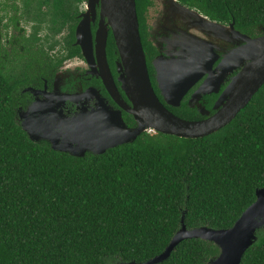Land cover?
I'll use <instances>...</instances> for the list:
<instances>
[{"label": "trees", "instance_id": "obj_1", "mask_svg": "<svg viewBox=\"0 0 264 264\" xmlns=\"http://www.w3.org/2000/svg\"><path fill=\"white\" fill-rule=\"evenodd\" d=\"M82 1L0 2V264L144 262L164 251L183 216L188 228H229L264 187V85L230 123L203 137L146 131L82 157L29 137L17 119L30 99L23 89L42 87L80 54ZM179 1L213 20H235L250 35L264 26V0ZM115 51L111 35L113 69ZM170 109L199 117L186 106ZM218 254L214 242L191 238L157 264H208ZM242 264H264V228Z\"/></svg>", "mask_w": 264, "mask_h": 264}, {"label": "water", "instance_id": "obj_2", "mask_svg": "<svg viewBox=\"0 0 264 264\" xmlns=\"http://www.w3.org/2000/svg\"><path fill=\"white\" fill-rule=\"evenodd\" d=\"M171 4L172 10L179 11L185 17L187 28L182 29L185 36L182 39L186 51L178 53L170 62L161 61L162 66L157 64L160 93L168 105L178 107L190 89L207 75L188 99V106L205 115L209 112L205 110V104L199 102L200 97L205 93H218L214 114L200 120L186 119L175 114L160 99L148 70L136 0H87V9L76 30L77 44L81 46L88 66L103 80L117 104L134 116L137 125L129 127L123 120L121 110H114L101 98V105L96 110L83 109L73 116L65 114L63 106L67 100L82 101L93 94L95 88L89 87L85 92L80 89L69 92L66 89L67 79H60L64 71H60L53 91L32 87L25 89L36 95V100L27 109L21 108L17 112L18 122L29 137L36 142L47 141L53 150L82 157L88 152L102 154L110 148L132 142L150 129L179 137L197 138L230 123L264 85V33L252 37L239 31L235 20L226 24L176 0H171ZM98 7L100 18L94 41L92 24L96 22ZM110 30L119 53L116 61L117 81L130 103L124 100L108 61ZM75 59L65 61L62 70L73 68ZM217 60V69H213ZM238 69L222 89L228 74ZM41 93L43 98L40 97ZM262 228L264 187L257 189L256 200L233 226L221 229L208 226L188 228L183 216L182 226L163 252L144 262L122 264L163 262L181 241L191 238L209 240L218 246L219 254L208 264H242L243 255L255 243L257 231Z\"/></svg>", "mask_w": 264, "mask_h": 264}, {"label": "flooded vegetation", "instance_id": "obj_3", "mask_svg": "<svg viewBox=\"0 0 264 264\" xmlns=\"http://www.w3.org/2000/svg\"><path fill=\"white\" fill-rule=\"evenodd\" d=\"M178 3H181L183 5H186L182 3L179 0H176ZM0 2H3V0H0ZM13 1H9L10 5ZM86 2L87 0H83L80 10V20L82 19V14L86 11ZM137 3V13H138V18H139V29H140V35H141V40L143 43L144 51L146 54V60H147V65H148V70L150 73V77L153 83V86L158 93L160 99L166 104V106L170 109V107H175V106H170L168 105L163 96L160 93L159 87H158V82H157V64L159 63L160 66H162V62L169 61L170 59H173V57H176L178 53L183 51L185 53V47L183 46V39L182 37H185L182 34V29L187 28V24L184 22L185 17L183 14H180L179 11H174L172 10L171 5V0H136ZM188 6V5H186ZM190 8V6H188ZM9 11H11V8H8ZM98 10V16L96 18V22L92 24V30L94 34V41H95V35L96 31L98 28V22H99V12H100V7L97 8ZM201 14H203L201 11H199ZM205 15V14H203ZM172 20V22H171ZM5 22H8L10 24L9 19H5ZM79 24V23H78ZM21 25V23H20ZM78 26V25H77ZM236 26V25H235ZM13 31L14 27L9 26ZM264 26H260L259 30L256 32L255 35H250L245 33L249 36L252 37H257L260 36L264 33L263 28ZM77 30V27H76ZM239 30V29H238ZM240 31V30H239ZM113 36L112 30L109 32V38L110 36ZM75 36H76V31H75ZM108 38V42H109ZM115 41V39H114ZM75 44H77V36L75 40ZM116 44V42H115ZM80 54H76L74 56H71L67 58L65 61L69 59L76 58L74 60L73 68L69 67L66 70H62V66L64 65L65 61L59 66L55 76L53 79L50 81L46 78H44V83L42 87H35V86H28L32 87L34 89H39L41 91L47 90L48 92L53 91L55 89V81L57 78V74L60 71H64L63 73L60 74V79L65 78L66 80V89L69 92L76 91L78 89L83 90L84 92L89 88V87H94L95 90L93 91V94H90L87 97H84L82 101L75 102L71 100H67L65 105L63 106V111L65 114L68 116H73L76 113L82 111L83 109H86L88 111H93L98 108L100 98L105 100L114 110H121V114L123 117V120L129 127H135L137 125V122L132 114H130L128 111L123 109L120 105L117 104V102L111 97L110 93L108 92L107 88L105 87L103 80L98 77L94 72L92 67L87 64L86 57L83 54L82 48L80 45ZM115 53L118 55L117 58L115 59V69L112 68L109 57L108 61L110 64V67L112 69V73L114 78L117 81L118 78V72L116 69V61L119 58V53L116 45V51ZM107 56H108V46H107ZM82 62L83 65H77V63ZM219 60H217L214 65L213 69H217ZM164 66V65H163ZM239 71L235 70L231 73L228 74V79L225 81L222 89H224L232 77ZM207 77V75H204V77L194 86L190 89L188 94L184 97L182 100V103L179 107L181 106H186L188 108H191L188 106V99L191 97L193 92L198 89L200 84L203 82V80ZM154 78V81H153ZM117 84L120 88L121 94L127 102L130 103L129 99L123 92L119 82L117 81ZM26 87V88H28ZM158 88V91L156 89ZM24 88L23 91L29 92L30 93V99L26 103L25 106H20L17 112L22 108V109H27V107L36 100V95L31 92V91H26ZM97 92V93H96ZM219 94L218 93H205L202 94L200 97L199 102H203L205 104V110L209 113L203 115L201 114L198 110L195 108H191L197 112L199 117L194 118L193 120H200V119H205L209 115H212L216 112V109H214V105L218 99ZM40 97L43 98L44 95L41 93ZM184 103V104H183ZM171 110V109H170ZM19 118V117H18ZM152 130V129H150ZM148 130V131H150ZM154 131V130H153ZM47 142V141H45ZM48 143V142H47ZM49 144V143H48Z\"/></svg>", "mask_w": 264, "mask_h": 264}, {"label": "rangeland", "instance_id": "obj_4", "mask_svg": "<svg viewBox=\"0 0 264 264\" xmlns=\"http://www.w3.org/2000/svg\"><path fill=\"white\" fill-rule=\"evenodd\" d=\"M150 131H152V132H153V130H150Z\"/></svg>", "mask_w": 264, "mask_h": 264}]
</instances>
